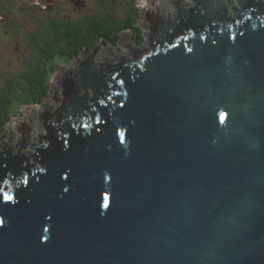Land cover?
<instances>
[{"label": "water", "instance_id": "water-1", "mask_svg": "<svg viewBox=\"0 0 264 264\" xmlns=\"http://www.w3.org/2000/svg\"><path fill=\"white\" fill-rule=\"evenodd\" d=\"M184 6L146 0L143 47L84 53L45 99L42 139L32 120L0 141L17 201L0 202V264H264V0Z\"/></svg>", "mask_w": 264, "mask_h": 264}, {"label": "flooded vegetation", "instance_id": "flooded-vegetation-1", "mask_svg": "<svg viewBox=\"0 0 264 264\" xmlns=\"http://www.w3.org/2000/svg\"><path fill=\"white\" fill-rule=\"evenodd\" d=\"M62 4L73 6L72 10L78 12L86 10L87 7L86 0H63L56 4H48L45 0H0V95L9 91L12 85L18 84L17 86L30 93L34 99L41 98L44 92L48 96L49 87L48 84L43 82V78L53 76L52 79H57L56 76H60L64 72V69L59 66L62 59L73 63L75 59L81 58L87 52V46L92 43L90 32L83 33L81 31L78 43H60V25L69 22L71 26L82 29L87 23L86 21L92 16H103L105 15L103 13L107 12L96 11L73 19L66 15H59L61 14L59 8ZM189 4L186 0L185 10H187ZM139 7V10L136 11L135 21L143 29L146 22ZM238 13L239 8L236 4L229 5L227 13L229 18L236 16ZM115 29L116 26L109 28L111 36ZM64 31H66L65 28ZM143 35L145 42V34ZM133 38L136 40V37ZM144 42L140 45L141 47L145 45ZM62 49L65 57L60 58L59 53ZM117 49L119 52L121 51L120 48ZM120 53L122 56L127 54ZM75 54L76 58L73 60L72 56ZM27 55H30V57L25 58ZM55 59H59L57 64H55ZM72 63L67 67L73 66ZM47 98H42L39 105L45 104ZM4 108V99L1 98L0 111H3ZM41 112H37L33 119L28 120L26 118L27 122L34 120L35 124L32 125L36 127V121ZM2 116L3 114L0 115V117ZM11 118V116L8 117V120H4L3 124L10 122ZM3 132L0 134H3ZM11 134V138L8 137L9 132L4 136L8 140V147L13 148L17 134L15 132ZM35 135L34 133L31 134L30 140L32 139V142L35 141ZM10 141L12 146L9 144Z\"/></svg>", "mask_w": 264, "mask_h": 264}, {"label": "trees", "instance_id": "trees-1", "mask_svg": "<svg viewBox=\"0 0 264 264\" xmlns=\"http://www.w3.org/2000/svg\"><path fill=\"white\" fill-rule=\"evenodd\" d=\"M117 0H98V4L103 6V13L105 15L103 16H92L90 19H88L85 24V26L82 29H79L77 27L71 26V23L67 22L66 24H61L60 25V36H59V42L60 43H78L80 36H81V31L84 32H90L91 37H92V43L87 46V52L91 51L94 47L98 46L99 44H104V45H111L114 48H118V42L121 37V33L125 30H130L132 33V37H136V42L138 45H141L144 42V36L142 32L141 26L138 25V23L135 21V16H136V11L138 9V3L139 0H130L129 2V10L126 15V18L124 19H119L117 15H115L114 12L108 10ZM116 26V29L113 31V35L111 36L109 33V28ZM64 28L66 31H64ZM64 31V33H63ZM66 32V33H65ZM135 39V38H134ZM77 54V53H76ZM76 54L72 56L71 58L74 60L76 57ZM60 58L65 57L63 49L59 53ZM80 59V58H79ZM78 59H75L73 63H75ZM62 61L65 62H70L71 61H66V59H62ZM72 63V64H73ZM61 68V67H60ZM43 82L48 84L49 78L46 79V77L43 78ZM10 83V82H9ZM11 85V84H9ZM8 85V86H9ZM15 86L12 85V87L9 89V91L4 92L3 94L0 95V99H4V104L5 108L3 111H0V115L3 114L2 117H0V133L2 131L3 134L6 136L9 132L8 129V123L3 124L4 120H8V117L11 115H7L9 111V107H11V99L14 96V92L19 88V90L23 91V89L20 86ZM24 96L22 97L21 104L23 105H31L33 103H39L41 102L42 98L44 99L46 97V92H44L41 96V98L34 99V97L30 94L27 93L25 90ZM33 98V100H32ZM15 99V98H13ZM11 105V106H10ZM16 116H19L16 114ZM12 119V118H11Z\"/></svg>", "mask_w": 264, "mask_h": 264}, {"label": "rangeland", "instance_id": "rangeland-1", "mask_svg": "<svg viewBox=\"0 0 264 264\" xmlns=\"http://www.w3.org/2000/svg\"><path fill=\"white\" fill-rule=\"evenodd\" d=\"M145 1L146 0H139V5L138 6H140L139 8H140V10L142 11L143 10V7H144V4H145ZM129 2H130V0H117V1H115V3L113 4V6H111L110 8H108V10H110L111 9V11L112 12H114L115 13V15H117V17L119 18V19H124V18H126V15H127V13H128V10H129ZM185 2H186V0H185ZM86 10L84 9L82 12H78V11H73L72 10V8H73V6H71V5H68V4H62V5H60V8H59V11H60V13L61 14H59L60 16H62V15H66V16H69V17H71V18H73V19H75V18H80V17H82V16H85L86 14H91V13H94V12H96V11H99V10H103L104 8H103V6L102 5H100V4H98V0H86ZM65 8V9H64ZM150 12H152V8H150L149 10H148V13H150ZM142 32H143V34H145V36L147 35V33H148V31L146 30V29H142ZM131 33V31L130 30H126V31H123L121 34V38L122 37H129V38H131L130 37V35L132 36V33ZM144 36V35H143ZM144 43H146V41L144 42ZM140 45H138V47H139ZM98 47L101 49V51H110V53H112L113 54V57H117L119 54H121L120 52H122V53H127V52H125V50L123 49V51L121 50L120 52H119V50L118 49H116V48H114V47H112L111 45H104V44H99L98 45ZM141 47V46H140ZM95 48H93L92 50H94ZM92 50L91 51H89V53L88 54H90V53H92ZM30 57V55H27V57H25V58H29ZM55 61V64H57L58 62H59V59H55L54 60ZM63 63H61V61H60V63H59V66L61 67V68H63L64 69V71H66V70H69V69H71L72 68V66L71 67H67V66H69L70 65V62H65V61H62ZM74 64V63H73ZM62 74L63 73H61L60 74V76H56L57 77V79H55V78H53L52 79V77L53 76H51V79H49V82H48V87H49V89H51V91H52V93H50V94H53V88L55 89V90H58L60 87H59V84L57 83L58 81V79L62 76ZM49 77L48 76H46V79H48ZM14 94V96L15 97H12V98H10L11 99V107H9V111H8V114L7 115H11V117H12V119L10 120V122L7 124V125H9V124H11L12 125V123L14 124H16V123H18V122H21V121H24V119H26V118H28V117H32V116H35L36 115V113L37 112H43V110H44V107L46 106V103L44 104H41V105H39V103H33V104H31V105H23L22 106V104H21V100H22V97L24 96V92L23 91H21V90H19V89H17L16 90V92H14L13 93ZM48 96H49V94H48ZM48 96H46V97H48ZM51 97V96H50ZM13 98H15V99H13ZM50 105V104H49ZM56 108V106L55 107H53V109H55ZM17 109H18V111H17ZM41 112V113H42ZM16 114L17 115H19L17 118L15 117L16 116ZM32 115V116H31ZM11 125H9V126H11ZM37 129H35V131L33 132L34 134H36L35 135V143H37V142H39V135L40 136H42L43 135V132H42V130L41 131H36ZM12 132H15V131H13V130H9V135H8V137L9 138H11V133ZM16 133V132H15ZM33 133H31V134H33ZM38 133H39V135H38ZM17 134V133H16ZM30 134V135H31ZM4 137V139H3V141H1V142H3V143H7L8 142V140H6L5 139V136H4V134H0V137ZM8 138V139H9ZM32 140V139H31ZM30 140V141H31ZM15 141H17V138H16V140ZM32 142V141H31ZM9 144L12 146V143H11V141L9 142ZM15 146H16V142H15ZM15 146L12 148L11 147V149H14L15 148ZM9 148V147H8Z\"/></svg>", "mask_w": 264, "mask_h": 264}, {"label": "snow or ice", "instance_id": "snow-or-ice-1", "mask_svg": "<svg viewBox=\"0 0 264 264\" xmlns=\"http://www.w3.org/2000/svg\"><path fill=\"white\" fill-rule=\"evenodd\" d=\"M240 35L243 36L244 33L241 32ZM232 39L234 40V39H235V36H233ZM188 50L191 51V48H189ZM115 79H116V77H113V80H115ZM119 83H120V84H123L124 82L121 80V81H119ZM113 95H118V93H114ZM124 95L126 96V95H127V92H124ZM108 99L111 100L112 97L109 96ZM101 103H103V102H101ZM119 107H120V108H123V107H124V104L121 103V104L119 105ZM224 115H226V114H224ZM69 118H70V117H69ZM95 123H96V124H101V123H102V121H101V119H100L99 116H97V117L95 118ZM72 127L75 128L76 125L73 124ZM83 127H84V128H90V127H92V125H91V124H84ZM101 131H102L101 128H96V132H97V133H101ZM61 140L63 141V145H64L65 148L70 147L69 139H68L66 136H62V137H61ZM120 143H121V144L125 143L124 133H121V134H120ZM45 147H48V145L46 144ZM4 167H7V165H5ZM40 171H41V172H44V169H41ZM45 174H46V173H45ZM69 175H70V171H69V172H65V173L61 176V179H62L63 181H68V180H69ZM106 179H109V177H107ZM68 190H69V189H68L67 187L64 188V191H65V192H67ZM0 202H3V203H13V204H14V203H16L17 201H16V198H15L14 195L9 194L8 192H2V195H0ZM109 204H110L109 198L106 196L105 199H104V203H103V205H102V208L107 209V208L109 207ZM46 219H47L48 221H51L52 217H51V216H48V217H46ZM3 223H4L3 219L0 218V225H3ZM48 230H49V229H48L47 226H45L44 229H43V231H44L45 233H47ZM43 239L46 240L47 237L45 236V237H43Z\"/></svg>", "mask_w": 264, "mask_h": 264}, {"label": "bare ground", "instance_id": "bare-ground-1", "mask_svg": "<svg viewBox=\"0 0 264 264\" xmlns=\"http://www.w3.org/2000/svg\"><path fill=\"white\" fill-rule=\"evenodd\" d=\"M55 4H56V3H55ZM60 79H61V77L58 79V82L60 81ZM58 82H57V83H58ZM59 87H60V86H59ZM55 91H57V95H58L59 99H62V96H61V87H60L58 90H55V89H54V90H53V93H54ZM50 93H52L51 89H49V96H48V99H49L50 96H52V94H50ZM50 105H51V108H52V109H53V107L56 106V105H52V104H50ZM53 110H55V109H53ZM30 118H31V117H28V120H30ZM22 122H24V123H25V122L28 123V122H27V119H24V121L18 122V123H16V124H15V123H14V124L12 123V125L9 124V125H11V126H8V129H9V130H13V131L16 132V130L13 128V126H18V124H20V123H22ZM29 125H31L32 128H33L34 130L37 129V127H34L32 124L29 123ZM41 130H42V129H39L38 131H41ZM30 131H31V130H30ZM42 132H43V135H44V131H43V130H42ZM16 133H17V132H16ZM31 133H33V132H30V134H31ZM43 135H42V136H43ZM42 136H40V135L38 136V137H39V141L42 139ZM30 137H31V135H30ZM3 139H4L3 136L0 137V141H3ZM28 140H29V142H30L31 144H36L35 142H31V141H30V138H28ZM17 141H18V133H17ZM17 141H16V143H17ZM37 143H38V142H37ZM4 144L8 147V145H7L6 143H4ZM9 148H10V147H9ZM10 149H11V148H10Z\"/></svg>", "mask_w": 264, "mask_h": 264}, {"label": "clouds", "instance_id": "clouds-1", "mask_svg": "<svg viewBox=\"0 0 264 264\" xmlns=\"http://www.w3.org/2000/svg\"><path fill=\"white\" fill-rule=\"evenodd\" d=\"M188 3H191V0H188ZM61 63H63V62L61 61ZM49 79H51V77H49ZM17 111H18V109H17ZM223 118H224V114L222 113L221 114V122H223ZM0 226H2V225H0Z\"/></svg>", "mask_w": 264, "mask_h": 264}]
</instances>
